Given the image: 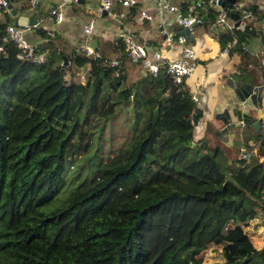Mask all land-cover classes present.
<instances>
[{
  "label": "trees",
  "instance_id": "1",
  "mask_svg": "<svg viewBox=\"0 0 264 264\" xmlns=\"http://www.w3.org/2000/svg\"><path fill=\"white\" fill-rule=\"evenodd\" d=\"M207 1L183 0L180 10L194 7L211 26ZM138 15L135 5L125 20ZM5 29L0 264H264V159L228 164L198 141L199 110L165 66L128 84L121 38L111 55H61L47 43L35 47L42 63H23ZM231 33L243 54L256 30L247 22ZM128 107L131 137L103 161L96 139Z\"/></svg>",
  "mask_w": 264,
  "mask_h": 264
},
{
  "label": "crops",
  "instance_id": "2",
  "mask_svg": "<svg viewBox=\"0 0 264 264\" xmlns=\"http://www.w3.org/2000/svg\"><path fill=\"white\" fill-rule=\"evenodd\" d=\"M59 0H9L10 7L0 10V25L18 23L26 30V38L37 47L52 48L57 53H65L73 48L84 51L86 45L95 53L103 51L110 54L116 47L121 33V24L116 15L106 13L98 16L97 8L101 0H84L71 3L63 12V20L56 24L50 10ZM112 8L120 9L111 0ZM180 6L183 0H169ZM200 3V2H199ZM255 6L249 22L256 35L243 45V54L230 47V37L223 44L219 40L220 25H197L192 29L189 46L195 51V65L192 73L184 81V87L194 94L199 110L196 136L200 142H208L219 147L225 163L240 160L242 150L248 160L262 162L264 159V45L257 31L264 35V0H237V7ZM148 0H137V11L150 9ZM137 17V16H136ZM136 17L125 20L124 28L133 33L139 41L151 48H158L168 59L179 56L178 50H166L160 46L163 35L157 30L155 21L140 25ZM242 17V16H241ZM33 18L36 23L28 24ZM93 21V30L86 36L83 27ZM229 23L234 25L232 20ZM44 33V35H43ZM48 37V38H47ZM114 57V56H113ZM114 60V58H113ZM113 62V61H112ZM60 64V61L57 63ZM127 78L143 75L139 64L126 63ZM134 80H129L132 83Z\"/></svg>",
  "mask_w": 264,
  "mask_h": 264
},
{
  "label": "built area",
  "instance_id": "3",
  "mask_svg": "<svg viewBox=\"0 0 264 264\" xmlns=\"http://www.w3.org/2000/svg\"><path fill=\"white\" fill-rule=\"evenodd\" d=\"M79 0H59L55 6L50 10V14L56 24H59L63 20V12L67 5L71 3H77ZM150 3V9L140 11L136 17V22L140 25L144 23H151L155 21L157 30L163 35L160 46L168 50H178L179 56L175 59H168L158 48H151L148 44L139 41L138 38L129 30L124 28V22L126 14L129 9L137 4V0H114L119 4L120 9L116 14V20L121 28L119 37L122 39L127 56L132 63L139 64L143 73L156 76L161 67H166V73L172 78L173 84L180 87L184 84V81L193 71L195 65V51L189 46V40L180 35L179 32L183 29H192L197 25L203 23L201 15L194 10V7H189L188 13L183 14L180 10V6H177L169 0H148ZM112 1L101 0V4L97 8L98 16L106 13L108 16H113L112 13ZM199 4V3H198ZM203 4V3H201ZM204 8L209 7L217 12L215 22L220 25V34H226L230 37L229 46L233 47L237 43V38L232 35V31L237 29L243 30L249 22L252 14L247 12L240 19V24L235 27L232 23H229V19L225 18V10L220 6V0H208L204 3ZM7 8V2L0 0V10ZM204 13L206 9L203 10ZM93 30V21H89L84 25L83 31L86 36H90ZM6 35L2 38L3 42H11L18 49L17 59L23 63H42L44 56L42 53L35 51V45L29 42L26 38V30L18 23L10 24L6 26ZM2 50V46H0ZM84 52L86 55L91 56L97 54L86 45ZM117 62L113 61L111 65H116ZM264 67V59L262 61ZM80 80L83 83L84 78L81 76ZM193 103H197V97L192 94L190 96ZM248 154L245 150L240 153L241 160H248Z\"/></svg>",
  "mask_w": 264,
  "mask_h": 264
},
{
  "label": "rangeland",
  "instance_id": "4",
  "mask_svg": "<svg viewBox=\"0 0 264 264\" xmlns=\"http://www.w3.org/2000/svg\"><path fill=\"white\" fill-rule=\"evenodd\" d=\"M66 77H70V73H66ZM80 77L81 76L79 75L75 77V81L79 83L82 82L80 80ZM136 77L137 75L135 77L131 75L129 78H127V83L129 80H134L135 82ZM117 111L118 117L113 120L110 125L107 124L106 127L103 129L102 136L96 139L97 152L102 157L103 161L109 156V151L115 150L118 146H121L122 144L125 145L127 143L128 138L131 137V125L133 122L131 109L129 107L124 109L120 108ZM90 153L93 154L92 151H90ZM83 159L84 158L80 157L77 162L85 163ZM71 168L73 169V171L80 169L78 167L76 168V165Z\"/></svg>",
  "mask_w": 264,
  "mask_h": 264
},
{
  "label": "water",
  "instance_id": "5",
  "mask_svg": "<svg viewBox=\"0 0 264 264\" xmlns=\"http://www.w3.org/2000/svg\"><path fill=\"white\" fill-rule=\"evenodd\" d=\"M7 2V7L9 8L10 5H9V0H5ZM84 0H79L77 3H83ZM226 3H228L231 7L227 8L225 7ZM220 6L222 8H224L225 10V18L226 19H229V20H232L234 22V26L235 27H238L239 24H240V18L241 16L245 15L247 12L249 11H252L253 12V9L255 8V6H249V5H246V6H242V7H237V0H220ZM105 14V13H104ZM264 18V15L263 17ZM203 21H205V19H203ZM36 21L31 18L28 20V24L31 26L33 24H35ZM193 29V28H192ZM192 29H183L179 32L180 35H183L185 36L188 40H190L191 38V34H192ZM258 35L260 36V40L262 42V44L264 45V35H263V31L261 29H259L257 31ZM65 63H66V59L63 58ZM192 122H193V125L195 127H197L198 125V119H197V115L196 114H193L192 116ZM205 144V142H204ZM194 145V144H193Z\"/></svg>",
  "mask_w": 264,
  "mask_h": 264
}]
</instances>
